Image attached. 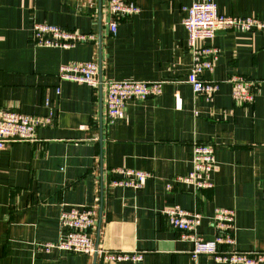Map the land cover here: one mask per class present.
<instances>
[{
  "label": "crops",
  "instance_id": "1",
  "mask_svg": "<svg viewBox=\"0 0 264 264\" xmlns=\"http://www.w3.org/2000/svg\"><path fill=\"white\" fill-rule=\"evenodd\" d=\"M140 12L119 19L113 35L106 0H0V109L52 115L33 140L0 148V264H226L193 258L162 210L180 205L203 214L199 232L212 239L217 207L236 210L242 251H264V32L217 30L220 57L202 77L219 82L211 99L196 95L185 7L192 0H135ZM221 13L264 19V0H216ZM95 33L72 47L32 41L33 23ZM97 61L110 80L163 81L160 96L131 100L121 118L107 115L105 90L60 80L62 64ZM254 82L252 104H237L229 79ZM195 143H212L213 186L193 192L173 183L192 169ZM148 172L144 186H112L117 169ZM173 183L168 189L167 184ZM72 206H97L92 255L34 245L58 242L59 219ZM101 250H139V263L105 260ZM264 264V263H259Z\"/></svg>",
  "mask_w": 264,
  "mask_h": 264
},
{
  "label": "built area",
  "instance_id": "2",
  "mask_svg": "<svg viewBox=\"0 0 264 264\" xmlns=\"http://www.w3.org/2000/svg\"><path fill=\"white\" fill-rule=\"evenodd\" d=\"M109 12L108 26L113 35L118 31L119 19L122 16H133L140 12L135 0H106ZM95 5L96 0H87ZM183 24L188 31V49L192 58V69L188 75L196 95L211 99L219 90V82L202 77L205 71H212L220 57V48L214 43L217 30L237 29L244 32H264V19L254 15L235 16L221 13L216 0H192L185 8ZM32 41L37 45L69 48L81 42H96L97 35L68 30L60 25L48 22H34ZM60 80L86 83L95 91L105 90L107 115L110 120L121 118L125 106L131 100H146L160 96L163 92V81L110 80L101 76V65L97 61H76L61 65L58 74ZM232 94L237 104H252L256 91L254 82L244 75L234 74L230 77ZM52 115L39 117L15 110L0 109V148L11 140H33L39 126L51 123ZM215 145L212 143H195L192 150V169L184 175L176 176L173 183L186 184L193 192L213 186L212 175L217 170ZM120 177L111 180L112 186H129L140 190L144 186L148 172L121 168L117 169ZM173 183L167 188L172 189ZM170 224L179 231L182 240L192 242L191 255H210L216 262L226 264H259L264 263V251H242L236 247L234 231L236 228V210L229 207H217L212 216L215 234L206 239L199 228L203 214L188 210L180 205H173L162 210ZM97 206H72L61 213L59 224L61 238L58 242H37L36 251L53 249L66 253L92 255L98 252L91 234L97 229ZM108 261H130L139 263L144 253L139 250L100 251Z\"/></svg>",
  "mask_w": 264,
  "mask_h": 264
}]
</instances>
